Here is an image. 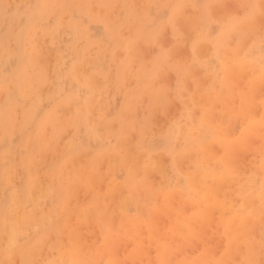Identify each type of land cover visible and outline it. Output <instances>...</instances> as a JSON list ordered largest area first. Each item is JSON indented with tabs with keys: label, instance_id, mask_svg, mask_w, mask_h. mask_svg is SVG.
Listing matches in <instances>:
<instances>
[{
	"label": "rangeland",
	"instance_id": "1",
	"mask_svg": "<svg viewBox=\"0 0 264 264\" xmlns=\"http://www.w3.org/2000/svg\"><path fill=\"white\" fill-rule=\"evenodd\" d=\"M0 1V44L7 43L15 46V42L19 43L22 39H25L27 41L31 40L34 46L39 45L42 49L65 50V48L62 49L61 47L60 38H56V32L52 36L54 38H50L47 32L50 29H54L59 21L64 22L66 18H58V14L56 16L49 15L46 18L47 14H45V17L40 19L42 22H38V20L27 21L26 17L28 14L30 12L34 13L38 8L35 0ZM54 1L58 2L59 0ZM115 1L65 0L63 6L67 3H76L79 7H85L84 11L74 9V17L75 19L82 18V21L94 33V38L99 39L105 37L107 33L104 26L105 20L113 21L122 17L120 0ZM131 1L138 19L140 17H146L152 20L153 23L149 27H143L144 34L147 37L146 40L143 38H134L137 37V34L133 30H130V28L121 30L120 34L122 38H119L120 43L117 44L118 47L116 46L115 50L110 51L108 55L101 56V60L108 64L106 65L105 72L108 78H115V70L120 68L115 66L112 59L117 63H121V68L124 70L118 77V84L113 79L112 84L107 86V95L101 102V106L107 107L104 112L107 118L113 119L114 114L120 110L125 95L137 89L133 88L141 84V79H145L144 84L149 85L147 100H153L156 91L159 90L160 93L158 94L164 97L161 102L156 104V112L151 113L145 123H143L145 116L142 117V115L145 112L147 101L144 99L138 104L137 109L139 110L136 109V113L132 119L133 123H138H135L136 125L133 124L130 130L127 129L123 133L124 135L122 134L120 143L115 145L114 149H111L113 151L110 153L103 150L101 152V150H95L91 147H87L85 150H72L74 151L72 158L76 160L74 163L77 164L71 166V169L75 166H77L75 167L76 169L73 168L75 170L78 167H85L84 169L89 172V169L92 166L94 167V164H92L94 161L104 157L105 160H109L106 165L104 164L97 168L100 170H96V172L92 171L93 182H95L93 188L83 185L80 187V184L75 185L77 186L74 188L76 193L75 202L77 204H85L87 203L86 201L91 200L93 197L94 189L103 188L100 191L104 192L106 190L104 188L105 184L109 183L108 181L117 185L121 184L126 177H129L128 167L119 169L118 166H113L112 161L115 160L114 158L119 159L118 154L120 155L121 152L124 153L126 142L135 143L134 141L137 139L138 130H142L143 134L146 135L144 141V145L146 146L145 151L149 158H153L152 163L146 165V170L155 168L150 175L149 182L151 183L152 181L151 184L153 185L157 184V187L161 190H163L162 187L167 186L170 194H174L173 192L176 189L178 190L175 193L176 202L173 203L174 208L170 213L171 217L160 226V242H154L153 245L146 249L143 255L133 256L129 264H163L165 251L172 252L175 250L179 251L180 259L185 264L188 262L197 264L201 261L204 263L205 259H209L210 261L222 259V264H246L251 255L256 256L253 264H264V248L261 245V240L264 238V227H262L264 221L261 218L262 205L260 199L249 192L247 199L254 201L253 207L255 212L244 213L237 220L233 217L230 210V202L237 198L235 192L240 189L242 184L246 183L243 178L244 176H253L258 180L264 178V148L261 147L262 140L259 136L252 139V142H247V139L253 136L258 129L261 128V131L264 133V89L260 96H258L255 87V81L260 80L264 82V77H256L257 73L255 71L258 68L255 64H251L248 67L239 65L242 69L240 74L243 77L245 87L241 89L243 90L242 92L240 90L230 89V92H232L231 95L221 99V105H206L201 102L196 104L192 101L190 93L193 90L194 83L198 84V82H203L202 87L206 88L208 92H214L217 89V84H220V89L227 86L224 85L226 79L229 75H235L236 72H234V69L238 67H235L238 65L235 64V58L244 59L246 50H248L246 46L248 43H245L242 39L244 33L252 31V37H256L253 38L254 41L258 43L262 40L264 44V0H170L169 3H167V0H149L147 4H143L141 0ZM64 7H67V5ZM92 10L96 13L93 14ZM173 14L177 17L174 21ZM182 14H185L188 18L197 20L200 34H198V37H195L189 24H180L179 19H181ZM16 16L17 18H15ZM87 16H95L98 20L95 24L86 22ZM40 23L42 26L38 29L41 30L43 28L44 31H41L45 32L46 36L39 32L38 29L31 35L29 29L34 26L38 27ZM245 27L247 29H244ZM27 31L29 33L28 37L26 35ZM183 32L184 35L182 34ZM64 35L65 33L61 36V39L62 42L65 41L66 43L67 39ZM200 36L204 37L207 41L214 40L213 43L208 42L207 47H203L204 44L201 45L203 49H212L213 54L208 58L205 57V54L195 53V50L192 48V43L197 42L198 39L200 40ZM126 40L132 41V43H128V49L124 46ZM84 44L85 40L82 39L79 48ZM116 50L117 52L113 54ZM16 51L18 52L17 49ZM88 51L90 60L98 56L89 47ZM196 51L200 52L199 49ZM225 63L230 64L229 69L232 68L231 72L224 71ZM194 64L196 65L195 70L187 74L186 70ZM232 64L235 65L232 66ZM179 66H183L186 71V74L184 72L183 76L179 75V71L177 70ZM8 67L12 69V63ZM106 76L104 77L105 80ZM57 77L58 75L52 72L47 76H43L39 93L38 91H34L33 93V95L40 94L36 99L38 104L41 101L40 108L38 109L40 112H37L36 118L30 121L26 128L20 129L19 127L23 120L20 116L24 115L25 111L30 110V106L27 103H22L20 106L9 107L10 94L2 89V87L5 86V88L9 87L10 89V85L6 84L5 75L3 77L0 75V110L16 113V118L13 119L14 130L11 131L14 136L11 137V134L6 137L0 134V205L8 204V198L13 194L19 195L20 200H24V188L26 185L24 167L18 157H30L32 159V165L28 166L32 174H35L37 171L39 173L40 169H36L42 164V172L43 174H47V176L50 173H54L56 165L60 166L66 163L68 158H71L67 153L66 146L73 139V130H71V127L66 126L68 121L66 122V117L62 116V112L58 113L61 126L58 128L60 135L56 140L52 138L51 128L47 127V130L44 131L47 134L40 132V138L39 136H35L30 143L28 142L31 132L36 129V123L46 113L48 115L51 114L52 112L50 111L57 102V96H52L56 84L53 81ZM58 78L60 82V77ZM222 81L224 82L221 84ZM59 82L57 83L59 84ZM98 82L100 84L102 78ZM248 90H252V93L249 97H246L244 94ZM100 96H104V94ZM204 108L208 109L210 115L207 120L212 122L215 130L220 129L218 139L222 142L223 146L221 149L215 150L219 153L215 160L220 165L212 166L209 165L210 163L203 164V162H200L202 164L199 168H194L189 165L184 170L178 171L176 167V171H173L174 164L171 160V151H176L181 141L177 139V136H173L174 142L168 148L170 151H167L162 149L160 140L164 138L168 140L179 129L180 123L176 120H180L182 126L183 124L189 125L192 131H194L193 128L199 123L204 126L207 121L201 119V111ZM43 112L46 113L44 114ZM29 127L30 129L28 131L23 132ZM199 130H203L201 126ZM211 132L215 133V131ZM43 135L46 136V139L44 140L43 149L40 150V148L38 149L40 146L37 141H40ZM204 135H206L205 131ZM53 140H55L54 144H52ZM59 140H61V144ZM253 140L256 144L253 143ZM227 143H229L228 147L225 146ZM128 147L132 146L128 144ZM41 153L44 154L41 156ZM34 154L35 156H33ZM111 154L114 156H111ZM98 155L100 156L95 158ZM107 155L111 157L108 159L106 158L109 157ZM203 158H205V155L201 154L199 159L203 160ZM85 159L86 161L91 159L94 161L88 164ZM220 162L231 170L226 177L224 174L217 175L218 169L222 171ZM159 164L162 167V171L157 173L156 168ZM61 169H63V165ZM105 172L108 174V181L105 178ZM213 172L214 175H212ZM58 177L59 174L56 180L54 179L55 182L63 180V178L59 177L58 179ZM103 181L106 182L104 183ZM62 185V183L57 182V189H60ZM196 188H198L197 192ZM224 188L231 190L232 193L230 196H223ZM65 194L66 192L64 190L59 192L60 196H64ZM113 198L105 195L103 199L102 207L107 211V227L108 223L110 227H118L114 223L118 224L121 220L122 211L116 206L117 200L114 198L116 200L115 202ZM168 198L171 199L169 196ZM236 203L240 204L241 201L237 200ZM48 204L49 202L45 205ZM47 208L49 207L42 206V209ZM123 212L129 216L136 214L131 204L127 205ZM176 217L180 218L179 228L172 229L171 232L172 222ZM196 219L198 221H195ZM239 220H243L242 225L238 224ZM166 223H168V226H165ZM137 224H140L142 231L147 227L146 219L144 218ZM2 235L4 233L0 232V237ZM50 236L52 238L53 235ZM50 236L48 235L44 238L48 242L43 239L47 242H45L46 250L43 247L45 245L42 244L44 241H41L36 245L37 248L35 247L36 252H42V255H50L49 244L54 240V237L51 240ZM29 237L31 236L28 235ZM3 238L5 239L3 236L0 238V240H3V242L0 241V245L4 243L3 247L2 245L0 247L2 250L4 249L3 251L0 249V257L3 255L1 252L6 251V248H4L6 247V243ZM229 240L232 243H229ZM25 241L26 239L19 241V243L21 244ZM128 249H132V246Z\"/></svg>",
	"mask_w": 264,
	"mask_h": 264
},
{
	"label": "bare ground",
	"instance_id": "2",
	"mask_svg": "<svg viewBox=\"0 0 264 264\" xmlns=\"http://www.w3.org/2000/svg\"><path fill=\"white\" fill-rule=\"evenodd\" d=\"M35 1L37 2L36 6L38 8L34 13L30 12L28 14L26 17L27 21L38 20V22H40V19L44 18L45 14H47L46 18L49 15L56 16L57 14L58 18H66L64 22L59 21L54 29H50L47 32V35L50 38H54L52 36L56 32V38H60L61 47L62 49L65 48V50L57 51L48 48L42 49L39 45L34 46L31 40L27 41L25 39H22L19 43L15 42V46L1 43L0 75L2 77L5 75L6 84L10 85V89L9 87L5 88V86H3L2 89L10 94L9 107L20 106L22 103H27L28 106H30V110L25 111L24 115L20 116L23 120L21 121L19 128L23 129L26 128L30 121L36 118L37 112H40L38 109L40 108L41 101L38 104V101L36 100L40 94L33 95V93L34 91H38L39 93L43 76L49 75L50 72L58 75V77H60V82L58 77L53 81L56 82V84L54 92L52 93V96H57V102L51 109V114L48 115V113L43 112L46 114L36 123V129L31 132L30 138L28 137V142L30 143L35 136H39L40 138V132L47 130V127L51 128L52 138L56 140L60 135L58 128L61 126L58 119V113L62 112V116L66 117V122L68 121L67 124L65 122L66 126L71 127V130H73V139L69 141L66 146L67 153L71 158H68V160H66L67 162L60 166L56 165L54 173H50L47 176V174H43L42 172V164L36 169H40V172L37 173V171L35 174H32L30 173V169H28V166L32 165V159L30 157H18L24 167L25 188L27 189L24 188L25 196L23 201L20 200L19 195L13 194L11 197L9 196L8 204L0 205V232L4 233L2 236L5 237V239H3L6 243V247H4L6 248V251L1 252L3 255L0 257V264H129L133 259V256L143 255L146 252V249L153 245L154 242H160V226L171 217L170 213L174 208L173 203L176 202L175 193L178 189L173 192L174 194H170V190H168L167 186L162 187L163 190H161L157 187V184L153 185L151 184L152 181L151 183L149 182L150 175L155 168L152 170H146V165L152 163L153 158H149L145 151L146 146L144 145V141L146 135L143 134L142 130H138L137 139L134 141L135 143H128L125 140L126 144L124 146V153L121 152L120 155L117 153L119 159L113 157L115 160L112 161L113 163L110 162L114 167L118 166L119 169L128 167L129 177H126L121 184L114 185L113 182L108 181V174L105 172V178L109 182L105 184L104 188L106 190L101 192V188L94 189L91 200L86 201L87 203L84 202L85 204L78 203V205L77 202H75L76 193L74 188L77 187L75 185L80 184L81 186L78 185L80 187L83 185L93 188L95 182H93L92 171L96 172V170H100L97 168L104 164L106 165L109 160H105V157L96 161L92 159L86 161L85 159L88 164L89 162L94 161L92 163L94 164V167L92 166L89 169V172L84 169L85 167H78L77 170H75V167H77L75 166L73 167L75 169H71V166L77 164L74 163L76 160L72 158L74 152L72 150H85L87 147H91L95 150L99 149L101 152L103 150L110 153L113 151L111 149H114V146L120 143L122 134L127 129L130 130V127H133V124L138 123H133L132 119L136 113L138 104L142 100L145 99L147 101L145 112L142 115V117L145 116L143 118V123L147 121L151 113L156 112V104L161 102L164 96L158 94L160 93L159 90L156 91L153 100H147L149 85L144 84L145 79H141V84L133 88L137 89L132 90L125 95L123 104L120 110L114 114L113 119L107 118L106 113L104 112L107 107L101 106V102L107 95V86L112 84L113 79H115L118 84V77L124 72L121 68L122 64L117 63L112 59L115 66L120 68L115 70V78H108L105 75L106 65L108 64L101 60V56L108 55L110 51L115 50L116 46L118 47L117 44L120 43L119 38H122L120 34L121 30L130 28V30H133L137 34V37L134 38H143L146 40L147 37L144 34L143 27H149L153 21L146 17H140L138 19L137 14L133 9L132 1L120 0L122 17L113 21L105 20L104 26L107 31L106 36L97 39L94 38V33L90 31V28L84 21H82V18L75 19L74 17V9L77 11H84L85 7H79L76 3H67V7H64L66 6H63L65 0H59L58 2H55L54 0ZM141 2L147 4L149 0H141ZM169 2L170 0H167V3ZM92 13L94 14L96 12L93 11ZM15 18H17V16ZM174 19H177L175 14H173V21ZM97 20L98 19L95 16H87L86 22L95 24ZM179 20L180 24H189L195 37H198L199 28L196 19L188 18L185 14H182V17ZM40 26H42L41 23L38 27L34 26L29 29L31 35H33ZM244 29H247V27ZM41 30L44 31L43 28H41ZM41 30L38 29L39 32L46 36L45 32ZM146 31L148 32L147 29ZM64 33V36L67 39L66 43L65 41L62 42L61 39V36ZM28 34L27 31V37ZM182 34L184 35V32ZM200 37V40L198 39L197 42L195 41L192 43L193 45L191 44L192 48L195 50V53L205 54V57L208 58L213 54L212 49H203L201 48V45L204 44L203 47H207L208 42L213 43L214 40L211 39L210 41H207L204 37ZM253 38L256 37H252V31L243 34L242 39L245 43H248V45H246L248 50H246L244 59L235 58V64H238L235 67H238L234 69V72H236L235 75H229L226 79L224 85L227 86L225 88L220 89V84H217V89L214 90V92H208L206 91V88L202 87L203 82H198V84L194 83L193 90L190 92L194 103L197 104L201 102L206 105H221V99L231 95L232 92H230V89L240 90L242 92L243 90L241 89L245 86L243 84V77L240 74L242 69L239 65L248 67L251 64H255L258 68L255 71L257 73L256 77H264V57H262V45L264 44L262 40L257 43ZM82 39L85 40V44L79 48ZM129 42L132 43L130 40L124 42V46L127 49ZM86 45L98 55L95 59H89V51ZM198 49L200 52L196 51ZM116 52L117 50L113 54ZM10 63H12V69H9L8 67ZM235 64H232V66ZM195 68V64L190 66V68L186 70L187 74L191 73ZM229 68L230 64L225 63L224 71L227 70V72H231L232 68ZM177 70L181 76L184 75V72L186 74L183 66H179ZM105 76L106 80L104 79ZM101 78L102 82L99 84L98 81ZM224 81H222L221 84ZM57 82H59V84ZM255 87L257 89V95L260 96L264 89V82L256 80ZM116 88H118V86H116ZM139 88L140 90L137 91ZM251 93L252 90H248L244 95L249 97ZM103 94L104 96H100ZM212 98H214V100H212ZM201 116L202 120H207L210 117L207 108H204L201 111ZM14 118H16V113L0 110L1 135L7 137L12 134L11 131L14 130ZM176 121L180 123L179 129L176 130L168 140L166 138L160 140L162 149L167 151H170L168 148L171 147L174 142L172 138L173 136H177V139L181 141L176 151H171V160L174 164L173 171H176V167L178 171L182 169L184 170L186 169V166L189 165L194 168H199L202 164L200 162H203V164L210 163L209 165L212 166H219V162L215 160L219 153L215 150H219L223 146L222 142L218 139V132L220 129L218 128L215 130L212 122L207 120L204 126L199 123L193 128L194 131H192L190 130L189 125L183 124L182 126L180 120ZM200 126L203 130H199ZM29 129L30 127L23 132H26ZM204 131L206 135H204ZM211 131H215V133H212ZM44 134H47V132H44ZM67 134L69 135V133ZM13 136L14 134L11 135V137ZM259 136L262 140L261 147L264 148V133L261 131V128L258 129L253 136L249 137L247 142L250 143L252 142V139ZM45 139L46 136L43 135L41 140L37 141L40 146L38 149H43ZM55 140L52 141V144L55 143ZM60 141L61 140H59V142ZM61 143L62 142H60V144ZM253 143L256 144L254 140ZM128 144L132 147H128ZM228 144L229 143L225 144V146L228 147ZM43 154L41 153V156ZM117 154L115 155L117 156ZM201 154L205 155L203 160L199 159ZM112 155L113 154H111V156ZM33 156H35V154ZM99 156L100 155L95 158ZM111 156L106 158L109 159ZM220 163L223 172L218 169L217 175L224 174L226 177L231 170L230 168L225 167L222 162ZM62 165L63 169H61ZM161 171L162 167L159 164L156 168V172L159 173ZM110 172L112 171L110 170ZM58 174L63 180L55 182L54 179L56 180ZM212 175H214V172ZM243 178L246 183L242 184L240 189L235 192L237 198L230 202V210L236 220L241 218L244 213L255 212L253 207L254 201L247 199L249 192L258 197L262 205L261 197L262 193H264V178L261 180H258L253 176H244ZM57 182L63 184L60 189H57ZM62 190L66 192L64 196L59 195V192ZM197 190L198 188H196V192ZM231 193L232 192L229 188H224L222 194L223 196H230ZM105 195L114 197L117 200L116 206L122 211L121 220L118 224L114 223L118 227H110L109 223L107 227V211L102 207ZM168 196L171 199H169ZM237 200H240L241 203H236ZM47 202H49V204L45 205ZM129 204L133 205L136 211L134 216L125 215L123 212ZM42 206H48L49 208L42 209ZM143 218L146 219L147 224L144 231H142L140 224H137ZM179 221L180 218L176 217L172 222L171 232L172 229L179 228ZM195 221H198V219ZM238 224L242 225L243 220H239ZM165 226H168V223H166ZM40 229H42V231H40ZM28 235L31 237L28 238ZM48 235H53L52 238L54 237L53 240L50 236L51 240H53L49 244L50 255H42V252H36V245L44 240L48 242L47 239H44ZM25 239L26 241L24 243H19V241H24ZM0 241L3 242V240ZM46 241H44V243L42 242V244L45 245L43 246L44 249L46 247ZM3 244H1L2 247ZM130 246H132V249H128ZM3 250L1 249V251ZM178 252V250L172 252L165 251L163 264H185L182 262V259H180ZM255 260V255H251L248 258V261L251 262H254ZM186 264L192 263L188 262ZM197 264H222V259L217 261L205 259L204 263L201 261Z\"/></svg>",
	"mask_w": 264,
	"mask_h": 264
},
{
	"label": "snow or ice",
	"instance_id": "3",
	"mask_svg": "<svg viewBox=\"0 0 264 264\" xmlns=\"http://www.w3.org/2000/svg\"><path fill=\"white\" fill-rule=\"evenodd\" d=\"M262 57H264V45H262ZM261 199H262L261 218H262V221H264V193H262ZM262 227H264V224H262ZM229 243H232V241L229 240ZM261 245H262V248H264V238H262L261 240ZM246 264H253V262L248 261L246 262Z\"/></svg>",
	"mask_w": 264,
	"mask_h": 264
}]
</instances>
